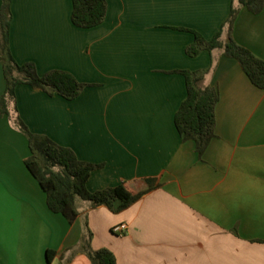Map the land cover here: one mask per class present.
Wrapping results in <instances>:
<instances>
[{
  "label": "crops",
  "instance_id": "crops-1",
  "mask_svg": "<svg viewBox=\"0 0 264 264\" xmlns=\"http://www.w3.org/2000/svg\"><path fill=\"white\" fill-rule=\"evenodd\" d=\"M105 1L104 20L79 28L71 0H11L14 59L87 86L66 100L19 84L18 112L0 118V264H91L80 249L87 230L91 247L110 250L116 264H264V90L220 49L185 52L191 31L211 39L236 0ZM229 34L264 59V8L240 7ZM184 69L207 70L202 85L218 90L215 136L201 158L174 125ZM4 89L0 61V97ZM17 114L33 133L101 164L88 191L124 183L145 192L118 213L77 201L69 223L48 209L24 164ZM120 223L123 236L111 231Z\"/></svg>",
  "mask_w": 264,
  "mask_h": 264
},
{
  "label": "trees",
  "instance_id": "trees-1",
  "mask_svg": "<svg viewBox=\"0 0 264 264\" xmlns=\"http://www.w3.org/2000/svg\"><path fill=\"white\" fill-rule=\"evenodd\" d=\"M0 61L3 63L5 89L0 97V118L11 116L17 110L16 87L27 84L41 89L48 95L57 94L66 100L75 99L87 84L79 82L71 73L52 69L40 75L33 62L18 63L9 47L11 25V0H0ZM71 22L79 28H92L99 25L106 14L105 0H71ZM240 7H246L252 13H259L264 8V0H236L232 5L228 19L218 32L206 39L196 31L193 41L186 47L190 57L202 50L212 52L220 49L224 56L234 58L256 87L264 90V59L259 58L247 48L237 44L230 37L235 17ZM226 28L228 40H222V31ZM183 75L186 97L174 114V125L182 142L192 140L198 158H201L210 140L215 136V106L218 90L209 85H202L207 70H176ZM13 124L28 141L29 155L24 164L38 182L46 195V204L50 211L63 215L72 223L77 215V201H87L92 207L106 206L118 213L138 200L145 191L133 192L124 183L90 192L86 182L91 172L101 164L80 160L75 152L60 145L43 134L33 133L17 114ZM91 232L87 230L80 242L81 251L90 259L91 264H116L114 254L108 249L91 247ZM51 251H47L50 260Z\"/></svg>",
  "mask_w": 264,
  "mask_h": 264
},
{
  "label": "built area",
  "instance_id": "built-area-1",
  "mask_svg": "<svg viewBox=\"0 0 264 264\" xmlns=\"http://www.w3.org/2000/svg\"><path fill=\"white\" fill-rule=\"evenodd\" d=\"M111 231L115 235L123 236L127 231V225L126 223H120V224L114 225Z\"/></svg>",
  "mask_w": 264,
  "mask_h": 264
}]
</instances>
